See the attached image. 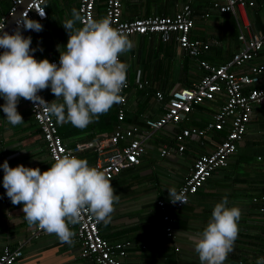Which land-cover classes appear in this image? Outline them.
Listing matches in <instances>:
<instances>
[{
    "label": "crops",
    "instance_id": "crops-1",
    "mask_svg": "<svg viewBox=\"0 0 264 264\" xmlns=\"http://www.w3.org/2000/svg\"><path fill=\"white\" fill-rule=\"evenodd\" d=\"M122 0V17L132 20L135 17L172 16L185 0ZM164 1V3H163ZM225 0H194L195 27L191 38L208 42L210 45L201 59L215 65L229 60L232 53L240 48L237 42L234 17L213 13L211 20L201 21V12L207 10L213 3H223ZM264 25V0L259 6ZM11 3V0H10ZM68 19L72 18V10L78 7L79 0H66ZM139 3V4H138ZM63 7L52 0L46 2L48 18L39 21L43 25L40 32L26 30L24 36L32 37L31 48L36 49L34 57L43 59L60 58V51H66L69 33L63 27L65 17V1ZM256 11V10H254ZM8 12V11H7ZM0 6V16L6 14ZM229 20V22L227 21ZM76 27H82L77 22ZM134 47L121 55L122 62L129 65L127 79L134 84L136 80L147 81L149 88L146 92L134 87L127 99L126 123L140 124L145 117L157 118L163 112L167 102L159 103L154 92L161 91L165 97L169 96L176 87H185L184 84L195 85L202 73L194 74L196 60L181 51L175 43H162L156 38L147 36H129ZM161 43L164 46L162 49ZM208 57V58H207ZM179 76L171 79L169 72L175 65ZM172 63L173 65L169 64ZM264 64V53L260 60ZM197 68V67H196ZM144 92V93H143ZM43 93L52 95L51 88ZM52 99H55L53 95ZM51 100V99H50ZM51 100V101H53ZM5 103L0 97V106ZM222 101L217 99L197 107L189 115V120L178 127L166 126L157 132L146 145V153L138 166L130 167L111 180L116 194L120 195L118 203L114 204L115 211L111 214V221L107 225L99 222V231L102 237L109 242H130L123 264H201L199 255L195 251L193 237L201 233L207 226L212 211L218 202L226 196L229 207L238 206L242 215L238 222L239 234L233 251L228 255L224 264H256L264 252V108L255 107L250 115L247 131L237 150L228 161L227 167L214 172L197 193L191 195L181 209H171L173 239L165 235L166 223L163 213L157 207L158 200L169 198L168 189L177 190L189 176L195 157L211 151L213 142L222 137L212 132L209 140L189 139L184 142L185 150L175 153L170 158L159 156L160 148L173 144L176 132L183 128H202ZM18 112L24 123L13 126L0 107V165L5 160L10 167L23 164L26 167L40 168L47 171L53 162L47 154L44 142L40 138L39 130L29 109V103L21 98ZM136 118V120H132ZM60 125V124H59ZM141 125V124H140ZM108 134H98L95 138ZM94 138V139H95ZM86 138H69L64 142L72 145L90 144ZM257 146V162L261 163L259 173L244 163L241 149ZM199 147V151L197 149ZM92 150H85L78 158L87 159L93 167L95 160ZM239 171L240 173H238ZM3 169L0 168V253L2 248L9 244L12 247L22 246L23 256L17 264H91L79 255V244L71 245L61 242L55 234L43 233L37 240H30L35 226H30L24 218L23 204L13 205L3 187ZM75 232L76 224L70 225Z\"/></svg>",
    "mask_w": 264,
    "mask_h": 264
},
{
    "label": "built area",
    "instance_id": "built-area-1",
    "mask_svg": "<svg viewBox=\"0 0 264 264\" xmlns=\"http://www.w3.org/2000/svg\"><path fill=\"white\" fill-rule=\"evenodd\" d=\"M26 0H11L8 12L0 16V30H4L7 22L15 15ZM48 0H30L19 16L9 27V34H14L16 21L24 14L37 21L48 18L46 2ZM192 2V0H188ZM194 5V4H193ZM192 5V6H193ZM192 6L183 4L172 16L135 17L124 20L122 17V0H79L77 12L83 20L89 16L99 19V9L103 8V17H109L112 26L125 32L128 36H147L156 38L162 43H175L178 48L190 58L196 60V67L202 73L199 81L192 87H176L169 96L165 97L161 91H155L157 102L165 99L167 102L163 112L157 118L145 117L140 124L126 123L127 99L134 87L146 92L149 88L147 81L136 80L132 84L127 79V87L122 91L124 100L115 104L116 124L111 133L103 134L92 140L90 144H77L67 147L58 133V125L54 117H47L37 109L33 102L28 101L31 115L37 124L40 138L44 142L50 160L55 163L57 156L71 152L78 156L85 150H92L96 155L93 167L104 171L106 176L113 180L122 170L138 166L146 153L145 143L157 132L166 126L178 127L189 120L194 109L208 102L219 99L222 104L212 114L204 127L183 128L176 132L173 144L163 145L159 150L161 158H170L176 152L185 150L184 142L189 139L209 140L212 132H221L222 137L213 142L211 151L194 158L192 169L184 183L176 190L184 192L185 203L191 195L203 187L211 175L219 169L227 167L230 156L236 152L237 145L242 142L247 131L250 115L255 107L264 108V64L260 60L264 50V30L256 32L252 28L247 10L255 6L253 0H225L223 3H213L212 7L220 14H229L234 17L237 28V42L240 48L233 52L230 59L222 64L215 65L201 59V56L210 48L208 42L191 38L195 27ZM37 10L45 11L42 18ZM82 26V22H79ZM0 31V34L1 32ZM26 30H22V34ZM4 50L0 49V53ZM60 58L50 62L59 65ZM120 60L121 56H120ZM146 94H148L146 92ZM50 102L43 93H38ZM182 202H171L170 197L157 201V207L163 213L166 223L165 235L173 239L171 209H181ZM45 231L34 227L30 240H37ZM74 242L79 244V255L91 264H123L130 242H109L99 231V223L89 212H82V219L76 224ZM23 256L22 246L12 247L6 244L0 253V264H17ZM262 257H264V252Z\"/></svg>",
    "mask_w": 264,
    "mask_h": 264
},
{
    "label": "clouds",
    "instance_id": "clouds-1",
    "mask_svg": "<svg viewBox=\"0 0 264 264\" xmlns=\"http://www.w3.org/2000/svg\"><path fill=\"white\" fill-rule=\"evenodd\" d=\"M37 12L42 18L46 16L45 11ZM77 22H82V27H76ZM16 23L14 34L0 30V49L4 50L0 53V97L5 101L0 107L10 124L24 123L18 112L21 98L33 102L47 117H55L57 123H71L79 129L123 102L121 93L127 87L129 65L120 56L134 43L128 34L112 26L109 17L83 20L73 9L72 18L62 24L69 39L66 51H60L59 65L48 59L38 61L33 55L36 49L31 48L32 37L22 34V30L42 31L39 21L24 14ZM49 87L55 96L51 102L38 95ZM55 160L44 172L23 164L13 168L5 160L0 165L3 187L13 205L23 204L30 226L71 245L75 232L70 225L81 221L82 212L107 225L120 195L106 173L90 167L87 159L68 152ZM168 191L172 203L186 202L183 191ZM228 204L225 196L215 205L207 226L193 237L201 264H224L233 251L242 212ZM256 264H264V257Z\"/></svg>",
    "mask_w": 264,
    "mask_h": 264
},
{
    "label": "trees",
    "instance_id": "trees-1",
    "mask_svg": "<svg viewBox=\"0 0 264 264\" xmlns=\"http://www.w3.org/2000/svg\"><path fill=\"white\" fill-rule=\"evenodd\" d=\"M262 1V0H261ZM261 1H256L257 4L259 6H261L262 2ZM100 2H102V0H100ZM183 4H189V5H193L194 4V0H192V2H188V0H185V2ZM0 6L2 7V12H7L9 7H10V0H0ZM194 5L192 6V11L194 13ZM256 10V11H254ZM262 8L260 7H253V8H250L247 10V13H248V17H249V20L252 24V28L254 31L256 32H260V31H263L264 30V25H263V20H262V17L260 15V12H262ZM213 13H217V14H220L219 12H217L216 9H214L212 6H210L207 10L201 12V18L203 22H208L211 20V17H212V14ZM221 15H225L226 18L229 14H221ZM231 16V15H230ZM142 17V16H141ZM233 17V16H232ZM103 18V8L100 7L99 9V19ZM235 20V19H234ZM229 22V20H227ZM42 22V21H41ZM236 23V21H235ZM236 26V24H235ZM236 29V33L237 34V28L235 27ZM237 39V37H236ZM158 44L160 45V47L163 49L165 45L161 44L158 42ZM264 53V50L262 51V54ZM208 58V57H207ZM195 71H194V74L197 73L198 69L195 67ZM198 78L200 79V77L198 76ZM185 87H191V85H188V84H184ZM142 92V91H141ZM144 93V92H143ZM44 96L51 102L52 97H53V94L52 95H45ZM51 99V100H50ZM27 101V100H26ZM28 102V101H27ZM30 109V108H29ZM127 115V114H126ZM55 118V117H54ZM116 108L115 106L113 105V107L107 112V114H103L99 117L98 120H94V122H92L89 126H87L86 128L84 129H78V130H73V131H68L66 132L65 131V128H63V125H59V123H57L58 125V133L61 137V139L64 140L67 138H74L76 137V135L78 134H81V133H86L88 132L89 135L86 137V140L87 141H92L97 134H101V133H111L112 130L114 129V126L116 124ZM33 119V118H32ZM132 120H136V118H133ZM56 121V119H55ZM35 123V122H34ZM35 126L37 127V124L35 123ZM39 132V131H38ZM219 134L222 135L221 132H218ZM65 143V142H64ZM66 144V143H65ZM67 145V144H66ZM73 147H75L74 145H72ZM67 147H69L67 145ZM71 147V146H70ZM47 151V154H48V150L46 149ZM93 158L95 160V154H93ZM54 164V163H53ZM85 260V259H84Z\"/></svg>",
    "mask_w": 264,
    "mask_h": 264
},
{
    "label": "rangeland",
    "instance_id": "rangeland-1",
    "mask_svg": "<svg viewBox=\"0 0 264 264\" xmlns=\"http://www.w3.org/2000/svg\"><path fill=\"white\" fill-rule=\"evenodd\" d=\"M64 1H65V8H64L65 17L68 20V14H67V10H66V7H67V4L68 3H66V0H64ZM54 2L60 4L62 7L64 6L63 5V0H52V3H54ZM160 2H162V0H156L155 1V3H160ZM163 3H164V1H163ZM169 64L170 65H173L170 62H169ZM176 64H177V59H176L175 65L172 66L171 72H169V77L171 79H173V80L174 79H177L178 76H179V71H178V68H177V65ZM63 128H65V131L66 132L73 131V130H78L79 129V128L74 127L71 123H65V124H63ZM88 135H89L88 132L81 133V134L76 135V138H86ZM86 141L87 140H84V142H86ZM197 149L199 151V147H197ZM259 150L260 149L257 148V146H251L250 144H248V147H246L244 149H241V152L243 154V161L241 163L247 164L251 168V170H254V174L255 173L256 174L259 173L260 167H261V163L260 162H257V160H256V154H257V152H259ZM237 172L240 173L239 171H237Z\"/></svg>",
    "mask_w": 264,
    "mask_h": 264
},
{
    "label": "water",
    "instance_id": "water-1",
    "mask_svg": "<svg viewBox=\"0 0 264 264\" xmlns=\"http://www.w3.org/2000/svg\"><path fill=\"white\" fill-rule=\"evenodd\" d=\"M30 0H26L23 5L17 10V12L15 13V15L13 17H11L9 19V21L6 24V27L4 28L3 31H8L9 27L12 25V23L14 22V20L19 16L20 12L26 7V5L28 4ZM2 34V32H1Z\"/></svg>",
    "mask_w": 264,
    "mask_h": 264
}]
</instances>
